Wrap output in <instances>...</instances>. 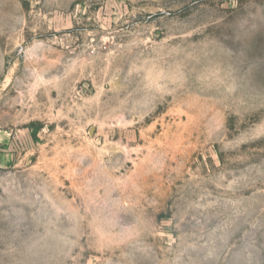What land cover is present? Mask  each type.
I'll list each match as a JSON object with an SVG mask.
<instances>
[{"label":"rangeland","instance_id":"374dc122","mask_svg":"<svg viewBox=\"0 0 264 264\" xmlns=\"http://www.w3.org/2000/svg\"><path fill=\"white\" fill-rule=\"evenodd\" d=\"M0 264H264V0H0Z\"/></svg>","mask_w":264,"mask_h":264}]
</instances>
